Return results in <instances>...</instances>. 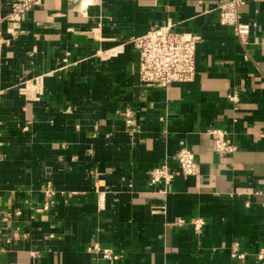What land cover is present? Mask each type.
<instances>
[{
  "label": "crops",
  "instance_id": "1",
  "mask_svg": "<svg viewBox=\"0 0 264 264\" xmlns=\"http://www.w3.org/2000/svg\"><path fill=\"white\" fill-rule=\"evenodd\" d=\"M20 1L0 0V213L22 211L0 221V264H95L94 244L115 264H264V0L239 7L246 43L218 20L226 0ZM167 23L195 38L196 72L146 87L130 39ZM38 75L44 94L27 101L20 83ZM212 127L233 153L214 150ZM182 146L197 173L151 183Z\"/></svg>",
  "mask_w": 264,
  "mask_h": 264
},
{
  "label": "built area",
  "instance_id": "2",
  "mask_svg": "<svg viewBox=\"0 0 264 264\" xmlns=\"http://www.w3.org/2000/svg\"><path fill=\"white\" fill-rule=\"evenodd\" d=\"M246 0H226L218 6V20L221 24L231 27L234 36L241 42L246 43L251 32V24L240 19L239 7ZM31 0H21L15 5L14 10L24 13L29 7ZM134 49L138 53V75L140 82L146 87H167L175 81L186 82L193 79L195 66L196 40L191 35L178 33L172 29V24L167 23L151 28L147 33L130 39ZM21 92L27 101H38L44 94L43 75L35 76L33 79L24 80L20 83ZM229 100L236 101L237 93L233 91L228 95ZM126 125H132L131 110L126 108L122 111ZM210 135L213 148L217 153L230 154L236 150V145L229 138L225 128L212 127L206 130ZM175 167H170L166 162L152 167L149 170V181L153 184L162 183L169 185L178 176L195 175L198 171V163L191 149L182 146L175 155ZM44 194L43 203L35 208L36 212L42 213L50 209L53 204L54 191L47 181L42 185ZM21 209L2 211L0 221L11 223L17 221L21 216ZM183 223L182 219L176 220V224ZM196 232L201 231L204 220L193 218L189 221ZM18 227L12 233L13 238H18ZM0 241L9 243L10 237L5 236L0 230ZM88 250L96 255L95 264H115L121 255L108 247L101 248L94 244ZM237 258H243L244 253L235 254ZM259 261L264 260V249L257 253Z\"/></svg>",
  "mask_w": 264,
  "mask_h": 264
}]
</instances>
